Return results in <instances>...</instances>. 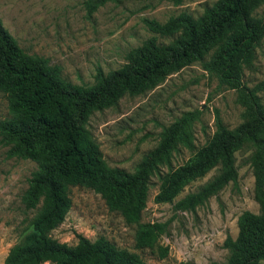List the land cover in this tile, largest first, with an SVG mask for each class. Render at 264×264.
Returning a JSON list of instances; mask_svg holds the SVG:
<instances>
[{
	"label": "trees",
	"instance_id": "16d2710c",
	"mask_svg": "<svg viewBox=\"0 0 264 264\" xmlns=\"http://www.w3.org/2000/svg\"><path fill=\"white\" fill-rule=\"evenodd\" d=\"M105 1H91L90 5ZM263 3L216 0L196 17L182 11L165 22L144 18L152 33L170 40L163 43L156 36L146 38L128 51L121 66L107 72L98 67L93 81L83 84L65 79L60 67L46 58L26 54L0 19V94L8 109V115L0 119V143L9 146L8 156L36 163L22 202L26 209L41 204L27 233L9 249L4 264H145L138 253L118 248L104 236L92 241L78 234L75 245L50 236L71 207L73 186L93 189L110 210L135 224L136 247H158L165 256L167 249L158 244L165 224L140 221L151 176L156 174L161 180L154 201L163 203L173 201L186 185L217 168L215 176L176 203L178 209L193 210L236 178L235 153L245 145L253 148L261 209L239 215L236 237L228 236L224 242L229 254L223 264H264V103L258 94L264 89V80L252 87L243 81L244 70L252 66L256 47L264 37V17L255 14ZM196 61L222 84L240 91L243 121L229 128L217 118L209 141L172 168L171 157L178 146L195 149V115L184 112L163 128L158 145L143 156L134 171L109 166L86 127L90 115L116 104L126 94L154 88L167 75ZM161 165L168 170L161 172Z\"/></svg>",
	"mask_w": 264,
	"mask_h": 264
},
{
	"label": "rangeland",
	"instance_id": "374dc122",
	"mask_svg": "<svg viewBox=\"0 0 264 264\" xmlns=\"http://www.w3.org/2000/svg\"><path fill=\"white\" fill-rule=\"evenodd\" d=\"M91 1L97 0H0V19L26 54L46 58L60 67L65 79L83 84L93 81L98 67L107 72L121 66L128 51L146 38L156 36L163 43L170 40L152 33L144 18L165 22L182 11L196 17L216 0H106L96 7L90 5ZM255 14L264 17V3ZM263 80L264 37L243 77L249 87ZM258 94L264 103V89ZM244 109L240 91L222 84L196 61L167 75L152 89L126 94L116 104L94 111L86 127L109 166L132 172L158 145L165 126L184 112H193L195 149L178 146L171 157L175 168L209 141L217 118L234 128L243 121ZM7 115V100L0 94V119ZM8 147L0 143V264L27 233L41 206L26 209L22 202L36 163L8 156ZM252 154L250 145L237 150L236 178L193 210L178 209L176 203L215 176L217 168L190 182L173 201L163 203L154 201L161 180L156 174L151 176L140 221L165 224L158 238L159 246L167 249L165 256L158 247H136V225L126 223L120 213L107 207L99 193L84 186L71 188V207L50 236L69 245L77 243L78 234L92 241L104 236L118 248L138 253L145 264H223L229 254L224 242L228 236L236 237L239 215L261 209L262 191L254 174ZM167 170L166 165L160 166L161 172Z\"/></svg>",
	"mask_w": 264,
	"mask_h": 264
}]
</instances>
